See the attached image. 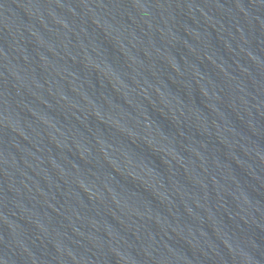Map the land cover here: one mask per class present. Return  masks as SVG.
<instances>
[{"label": "water", "instance_id": "obj_1", "mask_svg": "<svg viewBox=\"0 0 264 264\" xmlns=\"http://www.w3.org/2000/svg\"><path fill=\"white\" fill-rule=\"evenodd\" d=\"M0 264H264V0H0Z\"/></svg>", "mask_w": 264, "mask_h": 264}]
</instances>
